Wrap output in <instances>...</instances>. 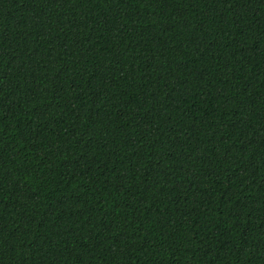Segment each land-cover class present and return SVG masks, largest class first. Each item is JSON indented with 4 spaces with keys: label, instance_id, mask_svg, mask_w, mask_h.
Returning <instances> with one entry per match:
<instances>
[{
    "label": "trees",
    "instance_id": "obj_1",
    "mask_svg": "<svg viewBox=\"0 0 264 264\" xmlns=\"http://www.w3.org/2000/svg\"><path fill=\"white\" fill-rule=\"evenodd\" d=\"M0 264H264V0H0Z\"/></svg>",
    "mask_w": 264,
    "mask_h": 264
}]
</instances>
